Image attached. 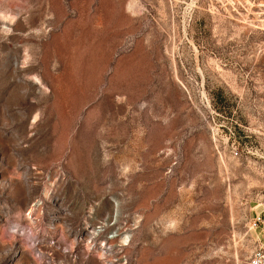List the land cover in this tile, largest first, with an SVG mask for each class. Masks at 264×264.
Masks as SVG:
<instances>
[{
    "label": "rangeland",
    "instance_id": "obj_1",
    "mask_svg": "<svg viewBox=\"0 0 264 264\" xmlns=\"http://www.w3.org/2000/svg\"><path fill=\"white\" fill-rule=\"evenodd\" d=\"M260 253L264 0H0V264Z\"/></svg>",
    "mask_w": 264,
    "mask_h": 264
},
{
    "label": "bare ground",
    "instance_id": "obj_2",
    "mask_svg": "<svg viewBox=\"0 0 264 264\" xmlns=\"http://www.w3.org/2000/svg\"><path fill=\"white\" fill-rule=\"evenodd\" d=\"M23 169L22 171V182L18 183L16 182L13 178L4 180L5 184L7 185V187L10 188L11 192L16 193V195L18 196V198L23 197V198H27L31 195V181H30V171L29 168L27 166L22 167ZM4 184V185H5Z\"/></svg>",
    "mask_w": 264,
    "mask_h": 264
},
{
    "label": "built area",
    "instance_id": "obj_3",
    "mask_svg": "<svg viewBox=\"0 0 264 264\" xmlns=\"http://www.w3.org/2000/svg\"><path fill=\"white\" fill-rule=\"evenodd\" d=\"M252 264H264V255L260 253L258 256H255Z\"/></svg>",
    "mask_w": 264,
    "mask_h": 264
}]
</instances>
